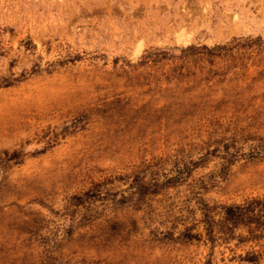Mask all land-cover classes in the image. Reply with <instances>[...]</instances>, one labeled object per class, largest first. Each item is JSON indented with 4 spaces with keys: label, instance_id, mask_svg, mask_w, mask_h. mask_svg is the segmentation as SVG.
<instances>
[{
    "label": "rangeland",
    "instance_id": "374dc122",
    "mask_svg": "<svg viewBox=\"0 0 264 264\" xmlns=\"http://www.w3.org/2000/svg\"><path fill=\"white\" fill-rule=\"evenodd\" d=\"M0 264H264V0H0Z\"/></svg>",
    "mask_w": 264,
    "mask_h": 264
}]
</instances>
